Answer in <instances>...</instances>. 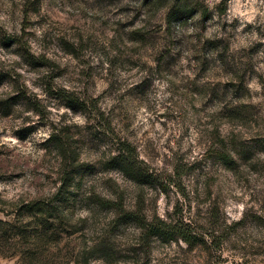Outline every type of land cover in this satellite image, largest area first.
I'll use <instances>...</instances> for the list:
<instances>
[{
  "label": "rangeland",
  "instance_id": "rangeland-1",
  "mask_svg": "<svg viewBox=\"0 0 264 264\" xmlns=\"http://www.w3.org/2000/svg\"><path fill=\"white\" fill-rule=\"evenodd\" d=\"M177 1L0 0V264H264V0Z\"/></svg>",
  "mask_w": 264,
  "mask_h": 264
},
{
  "label": "trees",
  "instance_id": "trees-1",
  "mask_svg": "<svg viewBox=\"0 0 264 264\" xmlns=\"http://www.w3.org/2000/svg\"><path fill=\"white\" fill-rule=\"evenodd\" d=\"M181 4L182 2L178 0L177 3H175V5L171 7V10L168 14L169 20H171V22H177V21L182 22L188 20L187 15H189L193 10L185 5L182 6ZM200 9H201V15L206 16V12H207L206 9L202 7ZM120 147L121 148L119 149V153H120L119 158L122 159L124 168L132 171L134 165L129 162L128 160L129 157L125 156V154L130 152L127 151L128 148L125 146L124 143H121ZM217 155L219 157V160H222L223 162L232 161V157L230 156L229 151L223 149L219 151ZM64 160H65L64 165L66 166V168L72 165L73 160L70 159L67 152L64 156ZM141 175H142L141 173L140 174L138 173L139 177H141ZM162 189L164 191V188ZM66 190H67L66 182L63 181L55 197L57 198L64 197L67 194ZM101 201H102L101 203L105 206H112V205L116 206V204H114L113 202H104L103 200ZM42 205L43 204L33 202L32 204L22 205V208H20V210L22 209L23 211L29 207H34L40 210L41 209L40 207ZM119 212L123 213L125 218L127 217L130 219H134L139 224V226L144 230L143 236L149 234L155 237L162 238L166 241H171L177 238L182 242H184L185 244H187L188 246H194L197 244H202V245L204 244L205 246L207 245L205 238L204 237L202 238L201 235L197 232V230H194L189 223H186L183 220L168 222L163 219L157 218L151 221H147L145 218L137 215V213L126 212L125 210H123L122 207H119ZM212 245L214 248L219 250L221 243L219 241L216 242V240L214 239L211 242V247Z\"/></svg>",
  "mask_w": 264,
  "mask_h": 264
}]
</instances>
